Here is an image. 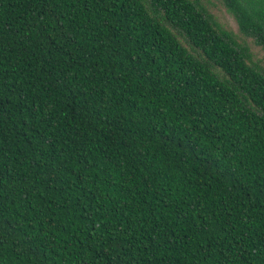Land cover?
<instances>
[{
	"label": "trees",
	"instance_id": "trees-1",
	"mask_svg": "<svg viewBox=\"0 0 264 264\" xmlns=\"http://www.w3.org/2000/svg\"><path fill=\"white\" fill-rule=\"evenodd\" d=\"M0 264H264V70L200 0H0Z\"/></svg>",
	"mask_w": 264,
	"mask_h": 264
},
{
	"label": "rangeland",
	"instance_id": "rangeland-1",
	"mask_svg": "<svg viewBox=\"0 0 264 264\" xmlns=\"http://www.w3.org/2000/svg\"><path fill=\"white\" fill-rule=\"evenodd\" d=\"M200 2L212 12L216 22L223 29L236 34L241 42H244L249 46L253 62L256 63L262 70H264V50L255 45L251 39L243 37L239 34L237 23L235 22L234 18L226 11L225 7L217 0H200Z\"/></svg>",
	"mask_w": 264,
	"mask_h": 264
}]
</instances>
